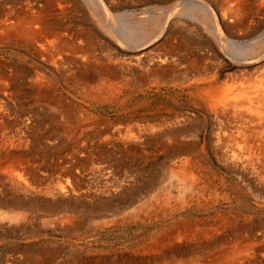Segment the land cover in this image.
Listing matches in <instances>:
<instances>
[{"label": "bare ground", "instance_id": "bare-ground-1", "mask_svg": "<svg viewBox=\"0 0 264 264\" xmlns=\"http://www.w3.org/2000/svg\"><path fill=\"white\" fill-rule=\"evenodd\" d=\"M82 1H84L89 7H92L94 10L98 8L99 12H101L103 16L101 22L97 20V22H99L100 24L96 23V21L95 23L94 22L86 23L82 21L80 16L82 17L85 15L83 11V9H85L83 8L84 3L82 4ZM182 1L183 3L186 4L185 13L187 15L191 13L193 14L195 18L199 16L198 18L203 19L204 17L207 16V13H206V16L204 14L205 10L203 11V9L205 8H202V6L204 7L206 6V8L211 14V21L214 25L213 33H214V36H216V42H213L206 38L202 40L200 38H197L198 36L197 37H195L194 35L192 36L190 33L192 28L188 25L189 23L188 24L183 23V21L180 18H178V16L175 19L177 21V24L174 27L169 26V21L171 20L168 17L164 18L163 21L160 22L159 18L164 14V11H165L163 6L167 4L166 2H168V0H0V47L2 48V50L10 54L8 55V59H5L3 60V62L2 61L0 62V222L2 223V222L7 221L6 223H8L9 225L5 227L6 231L13 233V232H16L17 230L25 229L26 227L25 223L29 222L28 220L33 219L31 218L32 216L37 217V215H42L48 221L50 220L51 225L53 224L52 221H55L56 223L58 222V224L59 223L61 224L64 222L66 224L73 222L75 218L73 219L70 213L74 212L79 206L75 204V201L71 197L74 196V194L78 196L80 193L74 192L75 190H73V188L65 187L64 186L65 184L60 185L58 187H53V188H51L52 186L51 185L49 189L48 187L47 188L40 187L41 188L40 189V188H37V186L32 185L31 182H29V178L30 180L35 181V179H38L37 177L39 176L35 172L36 168L34 166V159L32 157L33 155L31 157H27V155L25 154L30 151L35 150L36 145H39L43 149L48 148V144L51 143L50 141L53 140L54 138L53 133L56 132V130H50V129L48 130V128L50 127V126L48 127V125L53 122L59 123V126L57 125V130H58V133L63 137V139L58 137L59 143H61L65 139H68V140L71 139L72 147L76 148L77 151L79 152V146L77 144L78 138L82 137L83 139V136H87L89 139V136H92V135L96 136L97 131H98L99 123L97 122L98 120H96L97 117L93 116L92 112H90L91 110L89 111L87 109V106L89 108L90 102L93 103L94 100L105 98L103 96H106V95L107 97H109V99H110V96L115 97L124 89L132 90L135 93L138 91L142 93H146L148 90L152 88L154 90V88H160L161 86H163V87H173L175 88V90L178 89L179 93H181L182 91L186 92L189 95L191 102L194 104H197V106H195L197 107L196 113L200 112L199 113L200 119H199V115L196 116L198 117V119H196V117L193 115L195 120H199L204 124L206 122L208 123L209 130L208 129L207 130L211 133V137L214 142L212 144V147L218 149L217 151L214 150L215 153L218 155L214 157L216 158L218 157V160L220 161L223 167L231 170L233 173L235 172L237 175L240 176L241 182L244 181L246 183V184L245 183L243 184L248 186L249 192L256 198L257 201L259 199V202H256V206H257L256 208H262V207L264 208V72L261 71V74H254V75L251 73L252 76H250V73H249V76L240 77L238 80L234 79L232 80V82L229 79L227 80V76H226V78L220 81L218 78V73L215 69L217 66L209 64L208 63L209 61H207V59L210 58V60L212 59V61L216 62L218 66L220 64H223V66H228V65L234 66L235 65V67L247 65L255 61H261L264 63V31L261 32L262 34L258 32L257 34H254V36L252 35V37H249L247 35V34L251 35L252 33L256 31V29L251 27V25L264 23V11H262V18L261 16H258L261 9H264V0H191L192 2H190V0H182ZM176 2L175 4L172 5L169 16L176 14V7H178V4H180V0L177 3ZM94 4L96 5L93 7ZM127 6H129L128 7L129 10L124 8ZM113 10H115L114 13L111 12ZM78 12H80L81 14ZM78 14H80V16H78ZM174 100H175V97H174ZM194 104H192V106ZM167 110L169 111L170 109H167ZM188 110H189V107H188ZM150 112L152 113L153 111H150ZM191 112L193 113L194 111H191ZM191 112L189 111V114ZM163 113H164V110H163ZM167 115L168 114L161 115L160 119L166 118ZM184 115H185V112H184ZM143 116L142 118L140 117V119H143V121L145 122L141 123L140 125H138V122H137L136 125H134L131 128L132 132L129 136H131L132 138V143L128 145L129 147L126 150L127 153H129L128 151H130L133 154L134 153L138 154L137 152H138L139 146L136 145L137 144L136 142L141 141L140 140L141 138L143 139L146 138L148 134H151L153 131L152 130L153 126L147 124V122L150 119H152L154 116L150 117V119H148L147 115L146 117L145 116L143 117ZM186 118L188 119V117ZM183 119L185 118L183 117V118H180L179 120L177 119L175 120V123H178L179 121H181L182 123ZM108 123H111V121ZM108 123H107V126H108ZM197 123L198 122H196V124ZM128 125L129 124H127V126ZM102 126H105V125H102ZM53 127L55 128V126ZM123 127L124 126L120 128H123ZM76 128L77 130H79V132H77V130L75 131ZM109 128L107 129L109 130ZM115 128L116 127H114V130ZM124 128H126V124ZM196 128L197 127H195V125L194 126L186 125L185 128L183 129L182 128H179V129L170 128L171 130L164 131L158 137L156 136L157 138L155 137L158 141L157 143L159 144L161 143V146L164 147L163 149L161 148H158V149L165 150L169 153L174 151L175 153L181 152L183 154L182 156L178 157V160H177L178 164L176 163L177 167L172 168L171 166L170 168L171 170L169 171H171L172 174L174 173L179 179H181V181H183L182 183L184 184L183 186L189 192V197L187 196L189 200L186 199L188 201V205L192 204L196 207V210L198 207V209L200 210L199 212L206 214L205 216L198 217L199 219L196 218L194 220L195 228H193L192 235H194V239L196 238V242L198 240L200 248L202 250H204L205 247L208 248L209 250H218V251L228 250L226 253L223 252L222 255H221L222 253L221 251V253L219 254L220 255L219 257L214 255L215 257H217L214 260L210 259L212 257L211 256L209 258L210 261L207 264H239L238 260L236 261V258H238L236 256L238 255L239 250H245V251L248 250V252H250L251 250H255V251L264 250V214L263 215H257V214L244 215V216L239 217L237 216V214H232L229 209H225V212L222 209H219L217 211L215 210L217 205L220 206L221 201H224L225 199H227L228 194L217 192L216 187L212 185V180L214 178V175H207V173L205 174V172L202 173V170H201L202 166L198 165L199 167L200 166L201 167L197 168L198 160L193 161L192 158L190 159L189 157L191 154L189 156L187 155L189 154L188 151L194 148L193 144L186 143L187 145H184L180 143L181 144V147H180L179 144L177 143L178 141H176V139L177 138L179 139L180 136H185L184 138H186V136L188 135L190 136L193 135L195 133ZM198 131H200V129H198ZM108 134L110 135V133ZM161 136L163 137L164 142H163V139H160ZM193 136H195V134ZM155 138H153V140ZM147 140L149 141L150 139H147ZM186 141H187V138H186ZM79 142H82V141H79ZM210 143H208V145H211ZM82 144L80 143V145ZM151 144L152 142L150 143V145ZM102 147H105V146H102ZM196 147H198V145ZM155 148L157 147L155 146ZM54 150L56 151V149ZM101 150H103V148ZM46 151H48V149ZM16 152H17V155H12L13 153L15 154ZM158 152L163 153L164 151L163 152L158 151ZM190 152H192V150ZM75 153L77 154V152H74V154ZM150 153L152 154V152ZM203 154L205 155V151ZM128 155L129 157H131L130 154ZM124 156L125 155H123L122 157ZM177 156H178V153H177ZM126 157L127 156H125L124 158L126 159ZM168 157L169 156H167L166 158ZM67 158L69 159V156ZM61 159L59 163H62ZM109 160L111 162V159ZM5 161H8V163L7 165L3 166L2 163H4ZM119 161L120 160H118V162ZM94 162L95 161L93 160V164ZM69 163L70 162H68V164ZM79 164H81V162H79ZM142 164L143 163H141V165ZM149 164L151 165V163ZM100 165L98 163V166ZM150 165H146V166L148 167ZM154 165L156 166V164ZM45 166L46 165L42 167L45 168ZM59 166L57 167L54 166V167L56 169L57 168L59 169ZM155 166H154V169H155ZM96 168L94 170L98 169ZM133 169L134 168H132V170ZM78 171L80 172V170ZM145 171L146 170H144V172ZM51 173L52 172H50L49 174ZM147 175H145V177ZM154 177L153 179L155 180L157 177L156 178ZM130 178H127V181ZM222 178L223 177L219 178V181H222L221 180ZM39 180L40 179H38V181ZM70 180H73V178ZM229 180H232V179H229ZM62 182L63 180L61 181V183ZM32 183L34 184V182ZM55 184H58V183L56 182ZM142 184H144V182ZM47 185L48 184H46V186ZM165 185L166 184H164V186ZM164 186L162 185V188ZM88 189H90L89 186H88ZM88 189H87V192L89 191ZM103 189H104V186H103ZM105 189L102 191H105ZM167 189L166 188L164 189L165 193ZM172 190L174 192L173 187H172ZM97 192L95 191L93 194L92 193L91 194L94 197L100 196L99 197L100 199L101 197L104 198L110 194V193L107 194V192H109L108 189H106L105 191L106 193L104 192L103 195ZM115 192H118V191H115ZM161 192L159 190L158 195L159 193L164 194V191H161ZM122 193H119V194H122ZM179 193L181 194V192ZM172 194L173 193H171L170 194L171 196L169 195V197L172 198ZM123 195L121 197H123ZM158 195L156 194L155 196H158ZM241 196L243 197V195ZM167 198L168 196L166 197V195H163L160 201L161 205L159 204L160 206L158 205V208H154V209L155 210L159 208L163 209L165 208V207H162L163 205L170 204L169 201L172 199L170 198L168 201ZM157 200L158 199L156 198L155 202ZM155 202H153L154 207H155ZM158 202L156 203L158 204ZM108 203H109V200L107 202V199H102L100 201L101 208L107 209ZM137 203H139L138 204V208H139L140 200L139 202L137 200ZM150 203L152 204V201ZM86 204L88 205V203ZM134 208L136 207L134 206ZM140 208H142V206ZM144 209H142V211ZM175 209L177 210V208ZM175 209L173 210L175 211ZM189 209H188V212H189ZM191 209H192V206H191ZM149 211L151 210H149L148 208V212ZM127 212H129V210H127ZM139 212H141V210H139ZM139 212L137 211V213H134V214H138ZM199 215H201V213ZM77 220H75V223ZM180 220L183 221L182 217ZM81 223H83V221ZM171 224L173 223H170V225ZM73 227H72V230H73ZM192 227L193 226H191V228ZM157 229L158 227L156 228V230ZM179 230L180 229H178L177 232L183 233V230H185V228L183 230L181 228V231ZM59 231L60 229H58V232ZM156 232L158 233L159 231H156ZM174 233H175V230H174ZM185 234L187 235V233ZM189 234H191V232ZM167 236H168L167 238H169V235ZM180 236L184 238L183 236L185 235H180ZM180 236L179 238H181ZM164 237H166V235ZM176 237L177 236H175V238ZM188 237H190V235H188ZM188 237H185V238L187 239ZM158 240H160V238ZM166 240H172V239H166ZM192 240H193V237H192ZM168 242L170 243V241ZM184 242L185 241H183V243ZM156 244H153L151 248L152 249L155 248L153 246H155ZM181 244H182V241H181ZM181 244H178V245H181ZM188 245H192V244L190 243L188 244L186 241L185 247H187V249L185 250H188V247H189ZM197 245L198 244H196V246ZM150 246L151 245H149V247ZM163 246H162V249H164ZM179 248L180 247H178V249ZM44 249L46 250V246ZM170 249L172 248L170 247ZM34 250L37 251L38 249H34ZM151 250H149V252ZM168 250L169 249H167L166 251ZM192 250L195 251L194 249ZM35 251L31 252L30 254L34 253L36 255ZM139 251L137 249V253H139ZM158 251H159V254H158ZM158 251H154V252H157V255H160L159 258L158 257L156 258V261L162 260L160 261L162 263L158 261L155 262L154 260L153 261L155 263L154 262L152 263V261L151 263H149L150 261L148 262L147 259H145L146 261L144 263L142 262L141 264H157V263L158 264L159 263L160 264H170L172 262L176 264H192L194 262L195 264V262L197 263L198 259L202 263H204L206 260L204 258V262H203L200 260V258H197V256L195 258H192L190 254H188L189 255L188 257L186 256V253L181 250H174L172 254H168V253L166 254L165 253L166 251L162 253L160 252L161 249ZM202 252L203 251H201V253ZM254 252L252 255H254ZM145 253H143L144 258H146ZM150 253H152V251ZM169 253H171V250ZM245 253L248 254L247 252ZM34 254L33 256H35ZM242 254L244 255V252ZM152 255L154 256V254ZM200 256L201 254H199L198 257ZM214 256L212 258H215ZM143 257L142 259L144 261ZM250 257H248V259H250ZM35 259L37 260V257ZM100 259H99V263L101 264ZM140 259H141V256H140ZM255 259L257 261V257ZM101 260H103V258ZM240 261H243V260H240ZM109 264H111V262Z\"/></svg>", "mask_w": 264, "mask_h": 264}, {"label": "rangeland", "instance_id": "rangeland-1", "mask_svg": "<svg viewBox=\"0 0 264 264\" xmlns=\"http://www.w3.org/2000/svg\"><path fill=\"white\" fill-rule=\"evenodd\" d=\"M178 2L179 0H168V2L164 3L166 5H164V14L159 18V21L162 22L164 18L168 17L170 18L171 21H169V26H176L177 21L175 20L178 16V18H180L183 23L188 24L192 30H191V35L200 38L202 40L209 39L213 42H216V36H214V25L211 21V14L208 11V9L206 8V6H202V8L204 11V14L206 16L203 19L198 18L199 16H197V18H195L193 16V14H186L185 13V6L186 4L183 3L182 0H180V4H178V7H176V14L169 16V13L171 12V7L173 4H175V2ZM176 2V3H177ZM182 2V3H181ZM190 2H192L190 0ZM84 3V4H83ZM83 4V11L85 13L84 16H80V14H78V16H80V18L82 19L83 22L89 23V22H94L96 21V23L100 24L99 22H101L102 20V14L101 12H99L98 8H96V10H94L92 7H89L84 1H82ZM87 7H86V6ZM96 4L93 5V7ZM177 5V4H176ZM184 5V6H183ZM166 6V7H165ZM168 6V7H167ZM129 6L124 7L126 9H128ZM87 8V9H86ZM89 9V11H88ZM184 9V10H183ZM86 10V11H85ZM129 10V9H128ZM262 11H264V9H261V11L259 12L258 16H261L262 18ZM98 12V13H97ZM112 13L115 12V10L111 11ZM182 13V14H181ZM89 14V15H88ZM96 14V15H95ZM101 14V15H100ZM166 14V15H165ZM186 14V15H185ZM100 15V16H99ZM165 16V17H164ZM175 16V18H174ZM185 16V17H184ZM188 17V18H186ZM190 17V18H189ZM210 17V18H209ZM100 18V19H99ZM183 18V19H182ZM194 19V20H193ZM205 19V20H204ZM97 20L99 22H97ZM185 21V22H184ZM201 21V22H200ZM172 22V23H171ZM197 23V24H196ZM202 24V25H201ZM205 24V25H204ZM207 25V26H206ZM195 26V27H194ZM199 26V27H198ZM202 26V27H201ZM205 27V28H204ZM251 27L255 28L256 31L254 33L247 34L249 37H252V35L254 36V34H257L258 32H260V34H262L261 32L264 31V23L261 24H253L251 25ZM201 28V29H200ZM262 28V29H261ZM197 29V30H196ZM199 29V30H198ZM208 29V30H207ZM202 30V31H201ZM200 31V32H199ZM198 32V33H197ZM209 33V34H208ZM213 33V34H212ZM201 35V36H200ZM207 35V36H206ZM214 38V39H213ZM248 38V37H246ZM244 38V39H246ZM243 39V37H242ZM8 52H5L4 50H2V48L0 47V62L5 59H8ZM209 59V60H208ZM207 61H209V64H212L214 66H217L215 69L218 73V78L220 81H222L224 78H226L227 76V80H238L240 77H247L252 76V74H261V71L264 72V63L261 61H255V62H251L250 64L247 65H243L240 67H235L234 66H223V64H220L219 66L216 64V62L212 61V59L210 60V58H208ZM214 62V63H213ZM261 62V63H260ZM260 64V65H259ZM235 67V68H234ZM240 68V69H239ZM259 68V69H258ZM223 69V70H222ZM262 69V70H261ZM251 71V72H250ZM260 71V73H259ZM227 75H226V74ZM252 73V74H251ZM238 74V75H237ZM220 75V76H219ZM229 75V76H228ZM237 75V76H236ZM256 76V75H255ZM222 77V78H221ZM162 88V89H161ZM173 87H163L161 86L160 88H153L148 90L146 93H142V92H133L132 90H128V89H124L123 91H121L118 95H116L115 97H111L110 99L109 97L103 96L105 98H100L97 100H94V102H90V106L87 109L92 112L93 116L97 117L96 120H98L97 122L98 124V131L96 136L92 135L89 136V139L87 136H83L78 138L77 140V144L79 146V152L77 151L76 148L72 147L71 144V139H65L63 140L61 143H59V138L63 139V137L58 133L57 130V125L59 126V123L57 122H53L50 123L48 125V130H56L55 133H53V140H51L48 144V148L43 149L41 148L39 145H36L35 150L30 151L28 153H26L25 155H27V157H33L34 159V166H35V172L38 174L39 177H37L38 179H40L38 181V179H35V181L30 180L29 178V182H31L32 185L37 186V188H44V187H48V189L53 188V187H58L60 185H64L65 187H69V188H73V190H75L74 192H79L80 194L77 196L74 194V196H72L71 198L75 201V204L79 207H77V209L70 213L72 218L74 219L72 223H56L55 221H52V225H51V221L49 222L45 217H43L42 215H37V217L32 216L30 219L28 220L29 222H26L25 225V229H21V230H17L16 232H9L5 230V227H7L9 224L6 222H0V264H98L99 263V259L103 258V260L100 259L101 264H106V263H110L111 264H134V263H139L141 264L142 262L144 263L147 259V261L149 263L155 262H160L162 260H157L156 258L160 255H157V252L154 251H158L161 249L160 252H165L167 249H169L168 251H166L165 253L167 254H172L174 252V250H181L184 251L185 249H187L186 246V241L189 244L192 245H188V250H185L184 252L186 253V256L189 257L188 254H190V256L192 258H195L197 256V258H200L201 261L204 262V258L207 260H205L204 263L200 262L199 259L197 260V263L195 262V264H207L209 263L210 259L214 260L217 257H219L221 251V255L223 254V252H227L228 250H209L208 248L205 247L204 250H202L199 246L198 240L196 242V238L194 239V235H192L193 233V228H195V219H199L198 217L201 216H205L206 214L199 212L200 210L192 204L188 205V201L186 199H188L189 197V192L185 189V187L183 186L184 184L183 181H181V179H179L174 173L172 174L170 168L172 166V168L177 167V160L178 157L182 156L183 154L180 152H174L172 151L171 153L165 151V150H161L164 147L161 146V143H157V137L163 133L164 131L167 130H171V129H179V128H185L186 125L188 126H194L197 127L198 129H200V131H198V129L196 128L195 130V136L193 135H188L186 136L187 138V142L186 138H184L185 136H180L179 139L177 138L176 141H178L177 143L179 144V146L181 147V144L187 145V144H193V147L191 150L192 152H190L191 150H189V154H187L190 159L192 158V160H198L197 161V168H201L202 173L205 172V174L207 173V175H214V178L212 180V185H214L216 187L217 192L219 193H226L228 194L227 199H225L224 201H221L220 206L217 205L215 210H219L222 209L225 212V209H229L230 212L232 214H237V216L241 217L244 215H253V214H257V215H263L264 214V208H256V202H259L256 200V198L249 192L248 186L245 185L246 183L243 181L241 182V178L239 175H237L235 172V174L223 167L220 163V161L218 160V157H214V156H218L215 151H217L218 149L212 147L213 139L211 137V133L208 131L209 130V126L208 123L206 122L205 124L202 123L199 120H195L194 116H198L199 113L197 112V104H194L191 102V99L189 98V95L186 92H181L179 93L178 89L175 90V88ZM163 90V91H162ZM128 91V92H127ZM130 91V92H129ZM133 93H132V92ZM150 91V92H149ZM171 91V92H170ZM127 92V93H126ZM173 92V93H172ZM135 93V94H134ZM178 93V94H177ZM125 94V95H123ZM184 96H183V95ZM122 95V96H121ZM127 95V97H126ZM166 95V96H165ZM122 97V98H121ZM126 97V98H125ZM133 97V98H132ZM172 97V98H171ZM175 97V100H174ZM114 98V99H113ZM129 98V99H128ZM118 101H117V100ZM172 99V100H171ZM121 100V101H120ZM128 102H127V101ZM186 100V101H184ZM113 101V102H111ZM176 101V102H175ZM112 104H111V103ZM132 102V104H131ZM174 102V104H173ZM186 102V103H185ZM110 103V104H109ZM116 105H114V104ZM122 103V105H121ZM135 103V104H134ZM142 103V104H141ZM189 103V104H188ZM191 103V104H190ZM94 104V105H93ZM192 104H194L192 106ZM120 105V106H119ZM137 105V106H136ZM152 105V106H151ZM173 105V106H172ZM190 105V106H188ZM96 106V107H95ZM112 106V107H111ZM123 106V107H122ZM149 106V107H148ZM166 106V107H165ZM121 107V109H120ZM172 109H171V108ZM189 107V110H188ZM192 107V108H191ZM109 108V109H107ZM117 108V109H116ZM123 108V109H122ZM127 108V109H126ZM152 108V109H151ZM170 109L169 111L167 109ZM116 110V111H115ZM124 110V111H123ZM139 110V111H138ZM164 110V113H163ZM144 111V112H143ZM150 111H153L152 113ZM161 111V112H160ZM167 111V112H166ZM189 111H194L191 115V113L189 114ZM98 112V113H97ZM100 112V113H99ZM124 112V113H123ZM126 112V113H125ZM129 112V113H128ZM133 112V113H132ZM148 112V113H146ZM157 112V113H156ZM185 112V115H184ZM144 113V114H143ZM146 113V114H145ZM155 113V114H154ZM162 113V114H160ZM187 113V114H186ZM97 114V115H95ZM99 114V115H98ZM137 114V115H136ZM140 114V115H139ZM164 114H168L166 118H162L160 119L161 115ZM197 114V115H196ZM126 115V116H125ZM129 115V116H128ZM139 115V116H138ZM147 115L148 119H150V117L154 116L152 119H150L147 124L152 125L153 126V131L151 134H148V136L146 137L147 139H150L149 141L146 138H141V141H137L135 144L137 146H139L138 148V154L136 153H132L130 151H128L129 153L126 152L127 148L129 147L128 145L130 143H132V138L131 136H129L132 132V127L134 125H136V123L138 122V125H140L141 123H144L145 121H143V119H140V117L142 118V116ZM151 115V116H150ZM180 115V116H179ZM185 118L181 121H179L178 123H175V120H179L180 118ZM187 115V116H186ZM194 115V116H193ZM118 116V117H117ZM143 116V117H144ZM105 119H103V118ZM107 117V118H106ZM132 117V119H131ZM136 119H135V118ZM159 119H158V118ZM188 117V119L186 118ZM109 118V119H108ZM117 118V119H116ZM119 118V119H118ZM122 118V119H121ZM129 118V119H128ZM175 118V119H174ZM111 119V120H110ZM114 119V120H113ZM157 119V121H156ZM187 119V120H186ZM196 119H198V117H196ZM199 119H200V115H199ZM111 123H108L110 122ZM119 120V121H118ZM121 120V121H120ZM126 120V121H125ZM131 120V121H130ZM152 120V121H151ZM118 121V122H117ZM151 121V122H150ZM154 121V122H153ZM123 122V123H122ZM162 122V123H161ZM196 122H198L196 124ZM55 123V124H54ZM105 123V124H104ZM108 123V127L107 126ZM120 123V124H119ZM155 123V124H154ZM160 123V124H159ZM189 123V124H188ZM191 123V124H190ZM112 124V125H111ZM118 124V125H117ZM126 124V128L125 127ZM127 124H129L127 126ZM131 124V126H130ZM162 124V125H161ZM177 124V125H176ZM182 124V125H181ZM105 125V126H102ZM157 125V126H156ZM169 127H168V126ZM180 125V126H179ZM198 125V126H197ZM202 125V126H201ZM52 126V127H51ZM55 126V128L53 127ZM124 126L123 128H120ZM171 126V127H170ZM201 126V127H200ZM102 127V128H101ZM112 127V128H111ZM114 127L115 130H114ZM118 127V128H117ZM179 127V128H177ZM207 127V128H206ZM53 128V129H52ZM100 128V129H99ZM107 128H109V131ZM171 128V129H170ZM120 129V130H117ZM123 129V131H122ZM155 129V130H154ZM162 129V130H161ZM208 129V130H207ZM77 130V128L75 129V131ZM106 132H105V131ZM114 130V131H113ZM129 130V131H128ZM160 130V131H159ZM117 131V132H115ZM197 131V132H196ZM203 131V132H202ZM77 132H79V130H77ZM110 133V135L108 133ZM122 132V133H121ZM57 133V134H56ZM158 133V134H157ZM210 136H209V134ZM121 134V135H120ZM124 134V135H123ZM154 134V135H153ZM199 134V135H198ZM57 135V136H56ZM101 135V136H100ZM198 135V136H197ZM205 135V136H204ZM96 139H95V137ZM114 136V137H113ZM119 136V137H118ZM124 136V137H123ZM128 136V137H127ZM157 136V137H156ZM208 136V137H207ZM57 137V138H56ZM94 137V139H93ZM113 137V138H112ZM149 137V138H148ZM156 137V138H155ZM195 137V138H194ZM56 138V139H55ZM105 138V140H104ZM124 138V139H123ZM153 138H155L153 140ZM200 138V139H199ZM202 138V139H201ZM209 138V139H208ZM91 139V140H90ZM146 139V140H145ZM160 139H163V137L161 136ZM183 141L181 142L180 141ZM184 139V140H183ZM190 139V140H189ZM193 139V140H192ZM207 141H206V140ZM56 140V141H55ZM90 140V141H88ZM110 140V141H109ZM156 140V142H155ZM82 141V142H79ZM86 141V142H85ZM96 141V142H95ZM98 141V142H97ZM69 142V143H68ZM94 142V143H92ZM144 142V144H143ZM146 142V143H145ZM148 142V143H147ZM152 142V144L150 145V143ZM154 142V143H153ZM160 142V141H159ZM164 142V139H163ZM212 142V143H210ZM80 143L82 145H80ZM110 146H109V144ZM123 143V144H122ZM125 143V144H124ZM176 143V144H177ZM187 143V144H186ZM201 143V144H200ZM208 143H210L211 145H208ZM85 144V145H84ZM96 144V145H95ZM108 144V145H107ZM148 144V146H147ZM156 144V145H155ZM159 144V145H158ZM177 144V145H178ZM200 144V145H199ZM62 145V146H61ZM71 145V146H70ZM198 145V147L196 146ZM205 145V146H204ZM85 146V147H84ZM93 146V147H92ZM105 146V147H102ZM154 146V147H153ZM155 146L157 148H155ZM204 146V147H203ZM71 147V148H70ZM91 147V148H90ZM103 150H101L102 148ZM119 149H118V148ZM213 149H212V148ZM38 148V149H37ZM40 148V149H39ZM56 149V151L54 149ZM88 148V150H87ZM101 148V149H100ZM106 148V149H105ZM108 148V149H107ZM143 148V149H142ZM161 148V149H158ZM198 150H197V149ZM48 149V151H46ZM122 149V150H121ZM151 149V150H150ZM209 149V150H208ZM37 150V151H36ZM69 150V151H68ZM82 150V152H81ZM94 150V151H93ZM101 150V151H100ZM117 150V151H116ZM121 153H120V151ZM150 150V151H149ZM157 150V151H155ZM207 150V151H206ZM215 150V151H214ZM43 151V152H42ZM88 151V153H87ZM97 151V152H95ZM99 151V153H98ZM105 153H103V152ZM119 151V152H118ZM158 151H164L163 153L158 152ZM178 151V150H176ZM197 153H196V152ZM199 151V152H198ZM205 151V155L207 153V157L203 154ZM37 152V153H36ZM51 152V153H50ZM60 152V153H59ZM71 152V153H70ZM74 152H77V154ZM95 152V153H94ZM115 152V153H114ZM140 152V153H139ZM152 152V154L150 153ZM155 152V153H154ZM166 152V153H165ZM44 155H43V154ZM55 153V154H54ZM85 153V154H84ZM87 153V154H86ZM93 155H92V154ZM118 153V154H117ZM120 153V155H119ZM125 153V154H123ZM132 153V154H131ZM147 153V154H146ZM165 153V154H164ZM175 153V154H173ZM178 153V156H177ZM202 153V154H201ZM215 153V154H214ZM30 154V155H29ZM38 154V155H37ZM71 154V155H70ZM115 154V155H114ZM131 157H129V155ZM200 154V155H198ZM212 154V155H211ZM12 155H17V152ZM63 155V156H62ZM65 155V156H64ZM69 156V159L67 158ZM85 157H84V156ZM89 155V156H88ZM98 155V156H97ZM117 155V156H116ZM123 155L127 156L126 159L124 157H122ZM137 155V156H136ZM143 155V156H142ZM169 156L168 158H166L167 156ZM173 155V156H172ZM210 155V156H209ZM72 156V158H71ZM74 156V157H73ZM104 156V157H103ZM106 156V157H105ZM110 156V157H109ZM114 156V157H113ZM116 156V157H115ZM124 158V159H122ZM134 156V158H133ZM212 156V157H211ZM60 157V158H59ZM79 157V158H78ZM102 157V158H101ZM113 157V158H112ZM120 159H119V158ZM129 157V158H128ZM136 157V158H135ZM146 157V158H144ZM152 157V158H151ZM171 157V158H170ZM177 159H176V158ZM205 157V158H204ZM210 157V158H209ZM52 158V160H51ZM57 158V159H56ZM62 158V159H61ZM66 160H65V159ZM81 158V159H80ZM87 158V159H86ZM115 158V159H114ZM128 158V159H127ZM144 160H143V159ZM166 158V159H165ZM175 158V159H173ZM44 159V160H43ZM50 159V160H49ZM61 159L62 163H59ZM85 159V160H84ZM97 159V160H96ZM102 159V160H101ZM106 159V160H105ZM111 159V162L110 160ZM113 159V160H112ZM117 159V160H116ZM122 159V160H121ZM130 159V161H129ZM141 159V160H140ZM150 159V160H148ZM204 159V160H203ZM210 159V160H208ZM216 159V160H215ZM55 160V161H53ZM64 160V161H63ZM84 160V161H83ZM93 160L95 161L93 164ZM100 160V161H99ZM118 160H120L118 162ZM127 160V161H126ZM146 160V161H145ZM213 160V161H212ZM47 161V162H46ZM51 161V162H50ZM78 161V162H77ZM92 161V162H91ZM126 161V162H125ZM141 161V162H140ZM144 161V162H143ZM151 161V162H150ZM175 161V162H174ZM200 161V163H199ZM55 162V163H54ZM68 162H70L68 164ZM75 162V163H73ZM79 162H81V164H79ZM88 162V163H87ZM90 162V164H89ZM116 162V163H115ZM147 162V163H146ZM156 162V163H155ZM161 164H160V163ZM165 162V163H164ZM8 161H5L3 164L7 165ZM36 163V164H35ZM38 163V164H37ZM49 163V164H48ZM60 166H59V164ZM72 163V164H71ZM78 163V164H76ZM96 163V164H95ZM99 165L101 166H98ZM118 163V164H117ZM125 165H124V164ZM137 163V164H136ZM141 163H143L141 165ZM151 163V165L149 164ZM159 163V164H158ZM170 163V164H169ZM177 163V164H176ZM59 166V169L55 168L56 166ZM94 166H93V165ZM116 164V165H114ZM120 164V165H119ZM123 164V165H122ZM136 164V165H135ZM156 164V166L154 165ZM164 164V165H163ZM172 164V165H171ZM176 164V165H175ZM207 164V165H206ZM209 164V165H208ZM37 165V166H36ZM41 165V166H39ZM45 166L42 167V166ZM50 167L48 168L47 167ZM73 165V166H71ZM78 165V166H77ZM83 165V166H82ZM87 167H86V166ZM97 165V166H96ZM114 165V166H113ZM118 165V166H117ZM133 165V166H132ZM139 165V166H138ZM146 165H150V166H146ZM167 165V167H166ZM198 165H201L200 167ZM53 166V167H52ZM55 166V167H54ZM90 166V168H89ZM117 166V167H116ZM121 166V167H120ZM137 169H136V167ZM143 166V168H142ZM155 166V169H154ZM165 166V167H164ZM210 168H209V167ZM39 167V169H38ZM42 169H41V168ZM47 167V169H46ZM64 167V168H63ZM81 169H80V168ZM98 170H94L95 168ZM119 167V168H118ZM128 167V169H127ZM151 167V168H150ZM169 167V168H168ZM63 168V169H62ZM66 168V169H65ZM85 168V169H84ZM118 168V169H117ZM123 168V169H122ZM131 170H130V169ZM132 168H134L132 170ZM142 168V169H141ZM151 170H150V169ZM153 168V170H152ZM159 168V169H158ZM161 168V169H160ZM164 168V169H163ZM223 168V169H222ZM100 169V170H99ZM121 169V170H120ZM219 169V170H218ZM54 170V171H53ZM68 170V171H67ZM72 170V171H71ZM80 170V172L78 171ZM144 170H146L144 172ZM209 170V171H208ZM227 170V171H226ZM41 171V172H40ZM61 171V172H59ZM92 171V172H91ZM129 171V172H128ZM136 171V172H135ZM139 171V172H137ZM152 171V172H151ZM159 171V172H157ZM224 171V173H223ZM50 172H52L51 174H49ZM87 172V173H86ZM152 174H150V173ZM160 175H158L157 173ZM164 172V173H162ZM210 172V173H209ZM217 172V173H216ZM219 172V173H218ZM231 172V173H230ZM60 173V174H59ZM65 173V174H63ZM77 173V174H76ZM85 173V174H84ZM100 173V174H99ZM140 173V174H139ZM47 176H45V175ZM74 174V176H73ZM95 174V175H94ZM97 174V176H96ZM103 176H102V175ZM126 174V175H125ZM132 176H131V175ZM144 174V175H143ZM148 174V175H147ZM150 174V175H149ZM163 174V175H162ZM218 176H217V175ZM220 174V175H219ZM222 174V176H221ZM233 174V175H232ZM59 175V176H58ZM78 175V176H76ZM82 177H80V176ZM85 175V176H84ZM88 175V177H87ZM145 175H147L145 177ZM122 176V177H121ZM152 176V177H150ZM155 176V177H154ZM163 176V177H162ZM167 176V177H166ZM234 176V177H233ZM239 176V177H238ZM46 177V179H45ZM61 177V178H60ZM63 177V179H62ZM68 177V178H67ZM77 177V178H76ZM115 177V178H114ZM131 177V178H130ZM134 177V178H133ZM145 180H144V178ZM156 178L155 180L153 179ZM223 177L221 180L219 181V178ZM228 179H227V178ZM239 179H238V178ZM61 180H60V179ZM73 180H70L72 179ZM114 178V179H112ZM124 180H122V179ZM128 179V182L127 181ZM151 178V179H150ZM217 178V179H216ZM236 178V179H235ZM45 179V180H44ZM57 181H56V180ZM79 179V180H78ZM81 179V180H80ZM100 179V180H99ZM140 179V181H139ZM143 179V181H142ZM154 181H153V180ZM226 181H225V180ZM232 179V180H229ZM235 179V180H234ZM53 180V181H52ZM63 180V182L61 183V181ZM78 180V181H77ZM102 180V181H101ZM119 180V181H118ZM136 180V181H135ZM152 180V182H151ZM68 181V182H67ZM71 181V182H70ZM122 181V182H121ZM124 181V182H123ZM126 181V182H125ZM132 181V182H131ZM150 181V182H149ZM215 181V182H214ZM234 181V182H232ZM237 181V183H236ZM34 182V184L32 183ZM58 184H55V183ZM75 182V183H74ZM115 182V183H114ZM135 182V183H134ZM144 182V184H142ZM154 182V183H153ZM176 182V183H175ZM180 182V183H179ZM221 182V183H220ZM226 182V183H225ZM230 182V183H228ZM232 182V184H231ZM240 182V183H239ZM44 186H43V184ZM121 183V184H120ZM124 183V184H122ZM132 183V185H131ZM220 183V184H219ZM224 183V184H222ZM236 183V184H235ZM245 183V184H243ZM38 184V185H37ZM46 184H48L46 186ZM50 184V185H49ZM103 184V185H102ZM105 184V185H104ZM118 184V185H117ZM135 184V185H133ZM138 184V185H137ZM142 184V185H141ZM164 184H166L164 186ZM173 184V185H172ZM176 184V185H175ZM180 184V185H179ZM222 184V185H221ZM241 184V185H240ZM57 185V186H55ZM68 185V186H67ZM72 185V186H71ZM75 185V186H74ZM102 185V187H101ZM117 185V186H116ZM145 185V186H143ZM148 185V186H146ZM162 185L164 186L162 188ZM179 185V186H178ZM233 185V186H232ZM244 185V186H243ZM39 186V187H38ZM71 186V187H70ZM88 186L90 189H88ZM108 189L110 193L108 196L106 197H101V199L94 197L92 194L96 191H98L97 193L103 195V193L106 191H102L103 189ZM116 188H115V187ZM154 186V187H152ZM93 187V188H92ZM100 187V188H99ZM135 187V188H134ZM148 187V188H147ZM160 187V188H158ZM168 187V189H167ZM172 187L174 189V192L172 190ZM40 188V189H41ZM86 188V189H85ZM142 188V189H141ZM153 188V189H152ZM157 188V189H156ZM166 193H165V190ZM242 188V189H241ZM78 191H77V190ZM87 189L89 190V194L87 192ZM93 189V190H92ZM110 189V190H109ZM113 189V190H112ZM118 189V190H117ZM138 189V190H137ZM152 189V190H151ZM156 189V190H155ZM133 190V191H131ZM140 190V191H139ZM149 190V191H148ZM155 190V191H154ZM164 191V194H160L158 195V192ZM246 190V191H245ZM84 191V193H83ZM102 191V192H101ZM118 191V192H115ZM149 193H148V192ZM158 191V192H157ZM229 191V192H228ZM131 192V193H130ZM138 192V193H137ZM172 194V198L169 197V195ZM181 192V194L179 193ZM241 192V194H240ZM249 192V193H248ZM83 195H82V194ZM88 195H87V194ZM92 193V194H91ZM106 193V192H105ZM158 196H155L156 194ZM162 193V192H161ZM237 193V194H236ZM247 193V194H245ZM124 194V195H123ZM148 194V195H146ZM85 195V196H84ZM113 195V196H112ZM123 195V197H121ZM138 195V196H137ZM151 195V196H150ZM163 195H166V197L168 196V201L171 198L172 200L169 201L170 204L167 205H163L162 207H165L163 209H156L157 212L154 208H158V205L161 203V199L163 197ZM177 195V196H176ZM232 195V197H231ZM243 195V197L241 196ZM247 195V196H246ZM77 196V197H75ZM83 196V197H82ZM145 196V197H144ZM171 196V195H170ZM186 196V197H185ZM188 196V197H187ZM249 196V198H248ZM90 197V199H89ZM113 197V198H112ZM136 197V198H134ZM144 197V199H143ZM147 197V198H146ZM252 197V198H251ZM254 197V198H253ZM67 198V197H66ZM92 198V200H91ZM97 198V199H96ZM124 198V199H123ZM128 198V199H127ZM140 198V199H138ZM146 198V199H145ZM151 198V199H150ZM156 198L158 199L156 202H158V204L155 202ZM248 200H247V199ZM77 199V200H76ZM82 199V200H81ZM86 201H85V200ZM102 199H107V202L109 200L108 203V208L104 209L101 208V204L100 201ZM153 199V200H152ZM238 199V200H237ZM92 202H91V201ZM137 200L139 202L140 200V205L138 208V204ZM145 200V201H144ZM174 200V201H173ZM189 200V199H188ZM242 200V201H241ZM79 201V202H78ZM94 201V202H93ZM136 201V203H135ZM144 203H143V202ZM152 201V204L150 203ZM236 201V202H235ZM249 201V202H248ZM85 204H84V203ZM153 202H155V207L153 206ZM173 202V203H171ZM233 202V203H232ZM241 202V204H240ZM245 202V203H244ZM83 203V204H82ZM88 203V205L86 204ZM94 203V204H93ZM131 203V204H130ZM181 203V204H180ZM231 203V204H230ZM249 203V204H248ZM116 204V206H115ZM172 204V205H171ZM224 204V205H223ZM95 205V206H94ZM161 205V204H160ZM159 205V206H160ZM186 205V206H185ZM89 206V208H88ZM134 206L136 208H134ZM142 206V208H140ZM146 206V207H145ZM150 206V207H148ZM183 206V207H182ZM188 206V207H187ZM192 206V209H191ZM231 206V207H230ZM249 206V207H247ZM251 206V208H250ZM255 206V207H254ZM120 207V208H119ZM152 207V208H151ZM238 207V208H237ZM82 208V209H81ZM91 208V209H90ZM99 208V209H98ZM119 208V209H118ZM133 208V210H132ZM146 208V209H144ZM148 208L149 211L148 212ZM172 208V209H171ZM177 208V210L175 209ZM184 208V209H183ZM190 208V209H189ZM195 210H194V209ZM246 208V209H244ZM86 209V210H85ZM135 209V210H134ZM138 209V210H137ZM142 209H144L142 211ZM175 209V211L173 210ZM181 209V210H180ZM189 209V212H188ZM232 209V210H231ZM237 209V210H236ZM239 209V210H238ZM241 209V210H240ZM244 209V210H243ZM89 210V211H88ZM94 210V212H93ZM119 210V211H118ZM127 210H129V212H127ZM139 212V210H141V212H139L138 214H134L137 213V211ZM166 210V212H165ZM192 210V212H191ZM236 210V211H235ZM263 210V211H262ZM83 211V212H82ZM96 211V212H95ZM133 213H132V212ZM185 211V212H184ZM88 212V213H86ZM146 212V214H145ZM156 212V213H155ZM172 212V213H171ZM180 212V213H179ZM187 212V213H186ZM210 212V211H209ZM208 212V213H209ZM234 212V213H233ZM236 212V213H235ZM260 212V213H259ZM75 213V214H74ZM85 213V214H84ZM90 213V214H89ZM158 213V214H157ZM161 215H160V214ZM169 213V214H168ZM175 213V214H173ZM191 215H189V214ZM201 213V215H199ZM211 213V212H210ZM96 214V215H95ZM121 214V215H120ZM129 214V215H128ZM154 214V215H153ZM166 214V215H165ZM187 214V215H186ZM197 214V216H196ZM78 215V216H77ZM119 217H118V216ZM142 215V216H140ZM146 215V216H145ZM168 215V216H167ZM186 215V216H185ZM194 217H193V216ZM95 216V217H94ZM122 216V217H121ZM93 217V218H92ZM129 217V218H127ZM153 217V219H152ZM166 217V218H165ZM182 217L183 221L180 220ZM84 218V219H82ZM92 218V219H91ZM114 218V219H113ZM117 218V219H116ZM134 218V219H133ZM159 218V220H158ZM165 218V219H163ZM168 218V219H167ZM179 218V219H178ZM187 218V219H186ZM78 219V220H77ZM86 219V220H85ZM128 219V220H127ZM131 219V220H130ZM139 219V220H138ZM167 219V220H166ZM191 219V220H190ZM193 219V220H192ZM75 220L76 223H75ZM85 220V221H84ZM137 220V221H136ZM150 220V222H149ZM153 220V221H152ZM179 220V221H178ZM187 220V221H186ZM189 220V221H188ZM80 221V222H79ZM83 221V223H81ZM139 221V222H138ZM155 221V222H154ZM175 221V222H174ZM48 222V223H47ZM111 222V223H110ZM146 222V224H145ZM151 224H149V223ZM160 224H159V223ZM165 222V223H163ZM4 223V224H3ZM50 223V224H49ZM56 223V224H55ZM75 223V225H74ZM154 223V224H152ZM157 223V224H156ZM170 223H173L170 225ZM179 223V224H178ZM187 223V224H186ZM64 224V225H63ZM167 224V225H166ZM182 224V225H181ZM185 224V225H184ZM193 224V225H192ZM63 225V227H62ZM80 225V227H79ZM105 225V226H103ZM155 227H153V226ZM171 227H170V226ZM184 225V226H183ZM4 226V227H3ZM59 226V227H58ZM66 226V227H65ZM71 226V227H70ZM74 226V227H73ZM76 226V228H75ZM166 226V227H165ZM169 226V227H167ZM178 226V227H177ZM191 226H193L191 228ZM73 227V230H72ZM78 227V229H77ZM103 227V228H102ZM158 227V229L156 230V228ZM163 227V228H162ZM174 227V228H173ZM177 230H176V228ZM180 227V228H179ZM153 228V229H152ZM161 228V229H160ZM185 228V230H183L182 232H177L178 229H180L179 231H181ZM187 228V229H186ZM58 229H60V231L58 232ZM69 229V230H68ZM170 229V230H169ZM192 229V230H191ZM63 230V232H62ZM67 230V231H66ZM175 230V233H174ZM156 231H159L158 233ZM167 231V232H166ZM189 231V232H187ZM75 232V234H74ZM178 234H177V233ZM191 232V234H189ZM34 233V234H33ZM36 233V234H35ZM72 235H71V234ZM161 233V234H160ZM171 233V234H170ZM187 233V235L185 234ZM74 234V235H73ZM152 234V235H151ZM156 234V235H155ZM160 235V236H159ZM166 235V237H164ZM169 235V238H167ZM174 235V236H173ZM180 235H185L183 236L184 238H182V236ZM188 235H190V237H188ZM175 236H177L175 238ZM179 236L181 238H179ZM164 237V238H162ZM185 237H188L187 239ZM193 237V240H192ZM160 238V240H158ZM175 238V239H174ZM164 239V240H163ZM166 239H172V240H166ZM182 244H181V241ZM185 239V240H184ZM166 240V241H165ZM174 240V241H173ZM189 240V241H188ZM159 244H158V242ZM164 241V242H163ZM170 241V243L168 242ZM180 241V242H179ZM183 241H185V245L183 243ZM152 242V243H150ZM173 242V243H172ZM177 244H175V243ZM192 242V243H191ZM157 243V244H156ZM163 243V244H162ZM153 244H156L155 248H151ZM169 246L167 247L166 246ZM170 244V245H169ZM173 246H172V245ZM181 244V245H178ZM196 244H198L196 246ZM149 245H151L149 247ZM158 245V246H157ZM164 245V246H163ZM38 246V247H37ZM42 246V247H41ZM46 246V250L44 249ZM162 246L164 249H162ZM166 246V248H165ZM183 246V247H182ZM191 246V247H190ZM195 246V247H194ZM146 247V248H145ZM149 247V248H148ZM158 247V248H157ZM170 247L172 249H170ZM178 247L182 248V249H178ZM185 247V248H184ZM194 247V248H193ZM50 248V249H49ZM145 248V249H144ZM148 248V249H147ZM184 248V249H183ZM196 248V249H195ZM33 249V250H32ZM34 249H38L37 251H35ZM41 249V250H39ZM137 249L139 251V253H137ZM152 249V250H151ZM156 249V250H155ZM192 249H194L195 251H193ZM201 249V250H200ZM148 250V252H147ZM149 250L152 251V253L149 252ZM171 250V253H169ZM173 250V251H172ZM200 250V251H199ZM36 253V255L34 253L30 254L31 252ZM42 251V252H41ZM46 251V252H45ZM48 251V252H47ZM136 251V252H135ZM146 253H145V252ZM192 251V252H190ZM198 251V252H197ZM201 251H203L201 253ZM208 251V252H206ZM212 251V252H211ZM218 251V253H217ZM250 251V250H249ZM251 250L250 252H248V250H239V253L236 257V261L238 260L239 264H264V250ZM45 252V254H44ZM145 253V257L144 258V254ZM195 252V253H193ZM200 252V253H199ZM206 254H205V253ZM215 254H214V253ZM244 252V255L242 254ZM245 252H247L248 254H246ZM254 252V255H252ZM41 255H40V254ZM156 253V254H155ZM193 253V254H192ZM213 253V254H211ZM251 253V254H250ZM256 253V254H255ZM33 254L35 256H33ZM39 254V255H37ZM52 254V255H51ZM150 254V255H149ZM152 254H154V257ZM159 254V251H158ZM161 254V253H160ZM199 254H201L200 257ZM204 254V255H203ZM209 254V255H208ZM211 254V255H210ZM218 254V255H217ZM28 255V256H26ZM139 255V256H138ZM148 255V256H147ZM214 255H216L217 257H215ZM243 255V256H242ZM248 255V256H246ZM257 255V256H256ZM40 256V257H39ZM45 256V257H43ZM141 256V259H140ZM203 256V257H202ZM208 256V257H207ZM214 256L215 258H212ZM241 256V257H239ZM251 256V257H250ZM254 256V257H253ZM257 257V261H256V257ZM30 257V258H29ZM37 257V260L35 259ZM48 257V258H47ZM131 257V258H130ZM135 257V258H134ZM138 257V258H137ZM142 257L144 258V261L142 259ZM149 257V258H147ZM151 257V258H150ZM211 257V258H210ZM246 257V258H245ZM248 257H250V259H248ZM29 258V259H28ZM40 258V259H38ZM46 258V259H45ZM129 260H128V259ZM137 258V259H136ZM153 258V259H152ZM155 258V259H154ZM187 258V257H186ZM203 258V259H202ZM210 258V259H209ZM243 258V259H242ZM87 259V260H86ZM107 259V260H106ZM111 259V260H110ZM114 259V260H113ZM133 259V260H132ZM152 259V260H151ZM209 259V260H208ZM246 261H245V260ZM254 259V260H253ZM33 260V261H32ZM35 260V261H34ZM44 260V261H43ZM73 260V262H72ZM84 260V261H83ZM96 260V261H95ZM98 260V261H97ZM127 260V261H126ZM131 260V261H130ZM136 260V262H135ZM138 260V261H137ZM154 260V261H153ZM243 260V261H240ZM250 260V261H249ZM28 261V262H26ZM89 261V262H88ZM91 261V263H90ZM95 261V262H94ZM116 261V263H115ZM118 261V262H117ZM121 261V262H120ZM253 261V262H252ZM255 261V262H254ZM35 262V263H34ZM39 262V263H38ZM76 262V263H75ZM85 262V263H83ZM98 262V263H97ZM154 262V263H155ZM245 262V263H244ZM257 262V263H256ZM263 262V263H262ZM162 263V262H160ZM159 263V264H160ZM100 264V263H99ZM158 264V263H157ZM170 264H176L174 262L170 263ZM194 264V262L192 263Z\"/></svg>", "mask_w": 264, "mask_h": 264}]
</instances>
